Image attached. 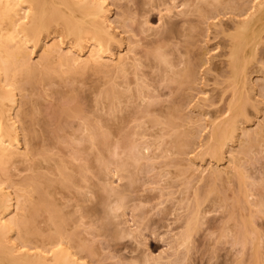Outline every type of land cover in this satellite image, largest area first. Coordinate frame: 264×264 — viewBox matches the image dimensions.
Wrapping results in <instances>:
<instances>
[{"label": "rangeland", "instance_id": "rangeland-1", "mask_svg": "<svg viewBox=\"0 0 264 264\" xmlns=\"http://www.w3.org/2000/svg\"><path fill=\"white\" fill-rule=\"evenodd\" d=\"M97 1L110 33L98 61L51 30L8 87L18 154L0 189L13 213L63 211L57 231L43 212L36 229L59 232L75 264H264V28L246 88L228 64L263 0Z\"/></svg>", "mask_w": 264, "mask_h": 264}, {"label": "bare ground", "instance_id": "bare-ground-1", "mask_svg": "<svg viewBox=\"0 0 264 264\" xmlns=\"http://www.w3.org/2000/svg\"><path fill=\"white\" fill-rule=\"evenodd\" d=\"M107 19L105 8L97 0H0V187L17 160V134L12 117L14 98L8 87L31 76V67L25 60L26 44H35L44 34L56 30L60 36L70 37L77 48L82 43L91 46L94 50L90 57L96 62V54L104 52L110 38ZM262 28L264 0L240 23L241 35L229 52L232 77L236 84L245 88V56ZM237 109L238 105L229 107V118L213 131V139L219 136L220 140H225L231 134ZM106 163L111 165V161ZM12 200L0 189V264H75L71 253L61 247L59 232L56 237H50L44 235L43 230L36 229L38 221L35 219L39 212H43L46 215V220L42 221L45 228L57 231L55 223L63 222V211L54 206L31 209L26 203L19 206L18 213H13ZM14 228L20 244L11 239Z\"/></svg>", "mask_w": 264, "mask_h": 264}]
</instances>
